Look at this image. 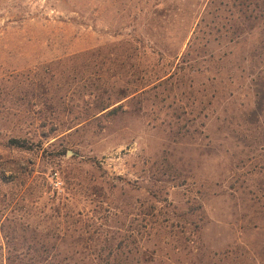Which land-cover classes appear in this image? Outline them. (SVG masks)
Segmentation results:
<instances>
[{
  "label": "rangeland",
  "instance_id": "obj_1",
  "mask_svg": "<svg viewBox=\"0 0 264 264\" xmlns=\"http://www.w3.org/2000/svg\"><path fill=\"white\" fill-rule=\"evenodd\" d=\"M0 264H264V0H0Z\"/></svg>",
  "mask_w": 264,
  "mask_h": 264
},
{
  "label": "trees",
  "instance_id": "obj_2",
  "mask_svg": "<svg viewBox=\"0 0 264 264\" xmlns=\"http://www.w3.org/2000/svg\"><path fill=\"white\" fill-rule=\"evenodd\" d=\"M7 147L20 150H32L34 145L25 139L21 138H11L7 142Z\"/></svg>",
  "mask_w": 264,
  "mask_h": 264
}]
</instances>
